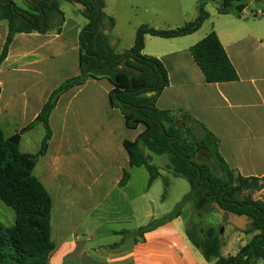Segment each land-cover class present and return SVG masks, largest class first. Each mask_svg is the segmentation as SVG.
<instances>
[{
  "label": "trees",
  "instance_id": "1",
  "mask_svg": "<svg viewBox=\"0 0 264 264\" xmlns=\"http://www.w3.org/2000/svg\"><path fill=\"white\" fill-rule=\"evenodd\" d=\"M83 6L80 14L88 21L80 35V74L62 82L50 94L37 119L45 130L43 148L52 140L51 116L58 98L71 88L83 84L89 77H106L116 86L126 75L130 84L125 89L112 92L114 106L127 124L135 128L137 123L146 125L145 131L129 146V161L136 168L144 167L150 174L148 187L160 177L156 166L146 155H166L169 170L175 177L190 184V192L178 204L175 211L157 222L163 223L179 217L185 204L191 202L194 214L203 218L206 211L217 210L216 205L229 213L247 215L251 224L245 234L257 233L253 240L235 256H224L221 235L214 226L204 227L201 222H191L186 236L192 245L202 252L205 260L213 264H254L264 261V202L245 192L264 189V177H244L233 170L220 153V140L188 112L179 115L160 110L157 100L169 85L168 71L154 57L144 55L146 36L176 39L198 32L210 18L206 6L211 0H199L198 16L185 26L172 30H160L141 25L136 32L133 47L125 55L118 54L111 40L104 34L106 23L113 24L105 13L106 0H67ZM237 4L238 15L244 11V0H223L220 14H229ZM7 22L8 35L0 56V64L7 58L16 35L48 33L64 22L58 0H28L26 9L13 0H0V22ZM190 53L208 84L230 83L239 80L217 33L212 31L190 48ZM150 94V96H149ZM206 152L216 163L214 171L209 163L196 161L198 152ZM32 157L19 152L15 140H7L0 129V200L16 213L13 226L0 223V264H48L55 249L52 242L53 203L45 188L32 175ZM129 175L124 172L120 185ZM168 186V181H165ZM226 216V215H225ZM153 224L124 235H143Z\"/></svg>",
  "mask_w": 264,
  "mask_h": 264
},
{
  "label": "rangeland",
  "instance_id": "2",
  "mask_svg": "<svg viewBox=\"0 0 264 264\" xmlns=\"http://www.w3.org/2000/svg\"><path fill=\"white\" fill-rule=\"evenodd\" d=\"M14 1L18 7L27 8L24 0ZM198 2L199 0H106L105 13L112 18L113 24L109 21L106 23L105 31L109 34H104L110 38L115 51L124 54L133 47L137 29L141 25L160 30L181 28L198 16ZM244 3L246 8L239 15L237 4H233L230 13L224 15L219 13L223 0H211L206 6L210 18L203 27L192 37L177 39L176 45L184 47L194 44L216 28L238 40L254 37L264 48V17L260 15V12H264V0H244ZM60 5L68 14L77 10L67 0H60ZM154 40L165 42L164 39ZM156 48L165 51L169 46L159 45ZM148 51H151L150 47ZM69 62L70 66L60 71L56 82H38L26 115L22 113V106L26 108L27 105L22 104L16 95L14 82H3L4 91L0 88V129L4 138L17 141L19 152L32 157V175L52 199L53 225L69 223L78 233L85 225H96L95 210L100 201L98 192H103V188L110 191L114 186L112 180L122 178L123 169L131 177V193L137 196L150 189L145 193L144 206L142 200H136L138 219H143L145 215L142 212L149 209L152 216L148 223H157L155 219H162L175 211L189 194L190 184L169 171V159L166 155L146 151L151 164L160 173V177L149 188L150 174L147 169L132 166L122 156V151L124 155L128 154L129 146L147 128L140 122L135 128L129 127L127 118L114 106L112 92L125 89L130 84L126 75L120 77L121 86L112 82H84L62 94L51 116L52 140L43 148L45 130L37 123V119L50 93L74 74L75 57L70 56ZM112 129L113 132L110 131ZM196 161L209 163L214 171H218L216 163L204 151L198 152ZM165 181H168V186ZM242 196H252L254 200L264 202V189L254 193L245 192ZM185 206L186 204L182 211ZM185 212L187 214L188 210ZM15 221V211L0 200V223L13 226ZM191 222H201L206 228L214 226L222 237L223 249L226 251H231L234 244L239 242L236 247L239 252L257 234L248 235L230 226L227 216H222L218 210L206 211L203 218L194 214ZM257 264H263V261Z\"/></svg>",
  "mask_w": 264,
  "mask_h": 264
},
{
  "label": "crops",
  "instance_id": "3",
  "mask_svg": "<svg viewBox=\"0 0 264 264\" xmlns=\"http://www.w3.org/2000/svg\"><path fill=\"white\" fill-rule=\"evenodd\" d=\"M24 1L28 5V0ZM60 10L64 14L61 26L45 34L35 32L16 35L7 58L0 64V88L2 87L3 92V82H14L16 95L22 104L27 105L26 108L22 106L23 115H26L28 104L33 101L38 82H56L60 71L70 66V56H74L76 60L72 77L80 74L82 52L79 39L88 21L79 14V10L68 14L61 5ZM212 31L217 33L238 72L239 80L230 83H206L190 53V48L198 43V40L194 44L178 47L176 40L179 38L158 42L154 39L161 38L148 35L144 55L159 59L169 76V85L158 98L157 107L177 115L180 111L188 112L218 137L220 153L233 170L244 177L263 178L264 170L261 168L264 167V48L254 37L238 40L227 32H219L216 28ZM7 35V22H0V56ZM159 45L169 46V49L159 51L156 48ZM148 47L151 51H148ZM85 82L112 81L106 77H89ZM122 156L129 160L130 154L124 155L122 151ZM122 156L121 160H124ZM147 156L150 159V156ZM124 172L125 169L123 175ZM122 178L112 180V191H105L103 188V192H98L100 201L95 210L96 225H85L78 233L69 223L52 224L51 238L55 249L48 264L215 262H207L202 252L195 248L186 236V229L194 216V206L191 202L186 204L184 211L176 219L155 223L153 228L143 235H124L125 231L132 232L150 225L148 220L152 215L150 210L146 209L142 212L145 217L139 220L135 208L136 200H142V205H145L143 199L150 189L136 196L130 192L131 177H128L124 185H120ZM225 232L226 230L224 234ZM238 243L234 244L231 251L223 249V255L235 256L238 253Z\"/></svg>",
  "mask_w": 264,
  "mask_h": 264
},
{
  "label": "water",
  "instance_id": "4",
  "mask_svg": "<svg viewBox=\"0 0 264 264\" xmlns=\"http://www.w3.org/2000/svg\"><path fill=\"white\" fill-rule=\"evenodd\" d=\"M75 7L79 11L83 10V6L80 4H76ZM105 34H109V32L105 31ZM216 208L221 213L222 216L225 215L227 216V223L233 226L234 228L238 229L239 231L245 232L252 223L247 215H237L235 213H229L226 210L222 209L219 205H216Z\"/></svg>",
  "mask_w": 264,
  "mask_h": 264
},
{
  "label": "built area",
  "instance_id": "5",
  "mask_svg": "<svg viewBox=\"0 0 264 264\" xmlns=\"http://www.w3.org/2000/svg\"><path fill=\"white\" fill-rule=\"evenodd\" d=\"M260 15L264 17V12H260Z\"/></svg>",
  "mask_w": 264,
  "mask_h": 264
}]
</instances>
